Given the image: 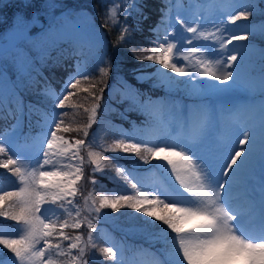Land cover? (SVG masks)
Here are the masks:
<instances>
[{
  "label": "rangeland",
  "instance_id": "1",
  "mask_svg": "<svg viewBox=\"0 0 264 264\" xmlns=\"http://www.w3.org/2000/svg\"><path fill=\"white\" fill-rule=\"evenodd\" d=\"M135 3L138 6L135 9L131 3L128 5L131 15L127 20V24L136 29L133 40L118 45V27H113L111 22L104 26L106 7L111 6L109 0H0V115L15 111V121L0 135L5 146L17 154L13 158L19 156L24 158L26 164L35 163L42 159L41 149L46 139L50 138V130L54 129L55 122L63 119L58 135L71 141L86 140V145L80 150V155L84 157V174L78 182L80 191L75 200L81 208H85L81 217L87 215L96 228L93 238L98 247H114L123 264H175L171 244L164 231L166 226L160 221L153 223V217L127 207L117 211L101 209L99 218H96V213L85 206L84 197H88L89 206L95 199V206L99 207V197L103 195H135L117 176L114 166L117 161L136 177L133 182L139 181L141 191L151 193L179 188L171 175L170 166L163 167L166 161L149 157L151 163L146 165L132 153L104 150L125 133L143 141L158 138L157 142L161 144L188 139L192 130L185 129L182 117L198 107L206 109L208 113L201 151L218 155L229 140L237 139L236 126H247L255 139L252 163L258 169L257 178H264V161L260 157L264 138V87H261L264 77V0H158L157 6L152 4L153 0H135ZM245 9L250 13L247 19L236 21L234 25L225 23L231 14ZM120 16L122 19L123 12ZM178 19H184L190 26L199 25L198 30L206 35L215 31V25L230 29L236 35L248 36L247 40L233 41L228 46L239 47L243 52V59L239 60L237 68L239 85L229 82L225 87L207 77H198V84L216 83L224 90L206 88L202 94H193L185 85L179 89H169L157 84L155 72L160 66L137 60L134 56L149 54L147 41L155 39L156 35L162 37L173 28L177 35L183 33L191 36L180 28ZM38 20L42 24L36 27L34 22ZM157 26L158 31L154 34L151 29ZM228 34L227 31L223 32L225 38ZM193 43L199 46L212 44L213 41L198 38ZM215 46L218 47V44ZM189 47L184 45L181 51ZM124 53L136 63L134 68L123 74L111 68L105 75L100 73L101 67L108 68L113 56L117 58ZM198 57L199 53L190 57L188 62L182 59L179 62L187 66L195 63ZM76 71L91 74L92 79H82L80 86L81 89L89 88V91L74 90L76 94L66 102L65 108H55L56 95L64 81ZM141 72L151 74L152 78L141 77ZM91 83L97 87L90 88ZM101 87L104 88L103 93L99 91ZM92 92L102 98L95 100ZM137 92L139 95H136ZM149 98L164 106L157 119L150 117L140 107ZM97 103L99 107L95 122L87 129L89 135L85 137L88 117ZM62 112L68 115H55ZM122 119L126 121L125 124L120 121ZM63 127H68L70 131L63 132ZM89 151L103 152L106 157L113 158V163L107 160L102 163L103 172L95 173L98 181L95 185L90 182L94 165L89 161ZM0 159H6V156L0 154ZM60 163L68 161L62 160ZM45 170L50 168L46 166ZM17 185L18 178L7 169L0 168V189L15 191ZM6 207L0 204V210ZM150 210L163 214L158 208ZM53 213L54 207L49 206L46 215ZM64 219L72 222L70 217L63 214H60L57 222ZM86 224L85 221L78 230L67 228L64 231L72 236L83 234L87 240ZM0 232L16 233V222L0 217ZM8 238L17 237L9 235ZM56 242L60 241L54 239L53 243ZM67 243L63 242V246L66 247ZM93 251L96 258L89 259V264H114L110 258ZM53 258L57 264L68 259ZM0 261L14 264V254L0 246Z\"/></svg>",
  "mask_w": 264,
  "mask_h": 264
},
{
  "label": "snow or ice",
  "instance_id": "2",
  "mask_svg": "<svg viewBox=\"0 0 264 264\" xmlns=\"http://www.w3.org/2000/svg\"><path fill=\"white\" fill-rule=\"evenodd\" d=\"M109 3L111 6L106 7L104 26L107 27L111 22L113 27H118V45L131 42L136 29L127 24L131 15L128 5L131 3L133 9L137 8L135 0H109ZM249 14L247 9L237 11L231 14L225 23L234 25L236 21L247 19ZM177 23L184 32L192 35H177L173 28L162 37L156 35L155 39L147 41L150 45L149 54L134 56L137 60L160 66L155 72L158 85L169 89H179L181 85H185L193 94H202L206 88L223 91L219 85L227 87L229 82L232 85L240 84L237 68L239 60L243 59V52L239 47L228 46L232 45L233 41L247 40V35H236L230 29L215 25V31L206 35L204 31L198 30L199 25L190 26L184 19H178ZM151 31L157 33L158 26ZM225 31L229 33L226 38L223 36ZM198 38L211 40L213 43L197 46L193 42ZM217 44L218 47L215 46ZM184 45L191 47L182 52ZM198 53L199 57L195 63L186 66L179 62L181 59L188 62L190 57ZM109 70L110 66L99 69L102 75L107 74ZM140 76L152 78L151 74L143 72ZM198 77H207L211 81L219 82V85L198 84ZM82 79L91 80V74L76 71L64 81L61 91L56 95L55 108H65L66 102L76 94L74 90L89 91V88H80ZM89 87L95 89L97 85L91 83ZM261 87H264V77ZM99 91L103 93L104 88H99ZM91 95L97 101L102 98L96 96L95 92ZM98 107L97 103L91 109L88 124L84 129L85 137L89 135L87 129L95 122ZM140 107L144 108L150 117L157 119L164 106L149 98ZM55 115L66 116L68 113ZM182 118L185 129L192 130L188 139L161 144L157 142L158 138L143 141L125 133L104 150L132 153L146 165L151 163L149 157L166 161L163 167L170 166L171 175L175 177L179 188L151 193L141 191L138 187L139 181L133 182L136 177L117 161L114 164L117 176L135 192V195H103L99 197V207L95 206V199L89 206L88 197H84L85 206L96 213V218H99L101 209L110 208L117 211L127 207L153 217V223L160 221L166 226L164 231L170 241L175 264H264V184L261 185L259 201V235L248 233L243 224L245 218L253 215L257 208L255 196L247 190L255 146V139L250 135L252 130L247 126L237 125V139L229 140L222 152L218 155L211 151L204 153L201 146L202 134L208 124L207 110L202 107L194 108ZM63 123V119L55 122L54 129L50 130V138L46 139L41 149L42 159L35 163L26 164L23 162L24 158L19 156L13 158L17 154L5 146L3 136L0 135V154L6 156V159H0V168L7 169L18 178L15 191L0 189V204L7 205L0 210V217L15 221L17 227V232L13 234L0 232V246L14 254V264H57L54 256L68 258L59 264H89V259L96 258L93 250L105 258H110L114 264H123L114 247H98L93 238L96 228L92 220L88 219L87 215L81 217L85 208H81L75 198L80 191L78 182L84 174V157L80 155V150L86 145V140L71 141L58 135ZM62 131L67 133L70 129L63 127ZM240 136L243 138H239ZM88 157L94 165L90 182L95 185L98 183L95 173L103 172L102 163L105 160L113 163V158L106 157L103 152L94 151H89ZM260 157L264 161V138ZM62 160L68 163L61 164ZM46 166L50 170H45ZM49 206L54 207L52 215H46ZM157 208L163 214L150 210ZM60 214L70 217L72 222L64 219L58 223ZM85 221L88 228L87 240L83 234L72 236L64 231L67 228L78 230L84 226ZM9 235H15L17 238H8ZM54 239L60 242L53 243ZM63 242H68L66 247ZM0 264L3 262L0 261Z\"/></svg>",
  "mask_w": 264,
  "mask_h": 264
},
{
  "label": "trees",
  "instance_id": "3",
  "mask_svg": "<svg viewBox=\"0 0 264 264\" xmlns=\"http://www.w3.org/2000/svg\"><path fill=\"white\" fill-rule=\"evenodd\" d=\"M153 5L157 6L158 5V0H153ZM155 16V15H154ZM152 17L153 19L155 17ZM149 17H151V15H149ZM137 36L139 37L140 36V33L137 31ZM113 58H111V60H109L108 62V68L110 66V68L113 70V71H119L120 73H127L129 70H131L132 68L135 67L136 63H134L133 61H131L127 54H121L120 56H118L116 58V56H113ZM14 111L11 112V113H7L6 115L4 116H1L0 115V131L3 130V128L7 127L9 125V123H11L13 120H14Z\"/></svg>",
  "mask_w": 264,
  "mask_h": 264
},
{
  "label": "bare ground",
  "instance_id": "4",
  "mask_svg": "<svg viewBox=\"0 0 264 264\" xmlns=\"http://www.w3.org/2000/svg\"><path fill=\"white\" fill-rule=\"evenodd\" d=\"M254 158H255V154H254L253 159ZM254 167H255V165H254V163H252V167H251V170H250L249 174L256 175V172L258 171V169L254 168ZM260 224H261V221H260Z\"/></svg>",
  "mask_w": 264,
  "mask_h": 264
},
{
  "label": "water",
  "instance_id": "5",
  "mask_svg": "<svg viewBox=\"0 0 264 264\" xmlns=\"http://www.w3.org/2000/svg\"><path fill=\"white\" fill-rule=\"evenodd\" d=\"M38 26H40L41 25V22H39V21H37V22H35Z\"/></svg>",
  "mask_w": 264,
  "mask_h": 264
}]
</instances>
